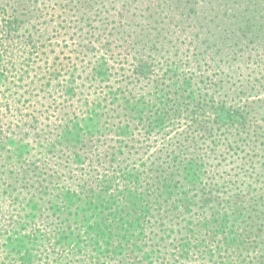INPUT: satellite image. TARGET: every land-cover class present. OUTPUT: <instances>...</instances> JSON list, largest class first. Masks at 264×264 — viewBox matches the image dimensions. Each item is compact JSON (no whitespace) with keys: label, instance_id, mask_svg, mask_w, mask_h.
I'll return each instance as SVG.
<instances>
[{"label":"trees","instance_id":"trees-1","mask_svg":"<svg viewBox=\"0 0 264 264\" xmlns=\"http://www.w3.org/2000/svg\"><path fill=\"white\" fill-rule=\"evenodd\" d=\"M0 264H264V0H0Z\"/></svg>","mask_w":264,"mask_h":264},{"label":"rangeland","instance_id":"rangeland-1","mask_svg":"<svg viewBox=\"0 0 264 264\" xmlns=\"http://www.w3.org/2000/svg\"><path fill=\"white\" fill-rule=\"evenodd\" d=\"M17 54H18V52L16 51L14 55L17 57ZM10 111L2 109L3 114H9Z\"/></svg>","mask_w":264,"mask_h":264}]
</instances>
